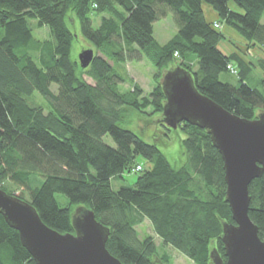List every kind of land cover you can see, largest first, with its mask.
I'll return each mask as SVG.
<instances>
[{
	"label": "trees",
	"instance_id": "16d2710c",
	"mask_svg": "<svg viewBox=\"0 0 264 264\" xmlns=\"http://www.w3.org/2000/svg\"><path fill=\"white\" fill-rule=\"evenodd\" d=\"M205 4L248 48L264 51V0H0V187L30 201L43 221L62 233L74 231L77 207L92 209L110 228L107 248L122 264L170 262L168 254L161 257L154 236L140 237L137 227L146 220L165 245L196 264H213V250L226 261L223 223L234 221L223 158L207 129L188 122L172 129L164 123L162 78L181 66L192 72L201 93L254 119L264 112V56L249 63L224 53L219 45L226 35L207 20ZM168 9L179 31L161 44L154 24ZM105 13L110 16L95 28L92 14ZM32 21L47 26L53 39H37ZM79 37L104 54H95L87 68L73 56ZM137 50L157 68L150 93L134 80L132 90L120 89L127 81L121 67ZM250 67L260 68L263 77ZM235 68L237 84L222 80ZM35 92L47 105L36 101ZM135 113L161 115L156 122L166 137L182 132L180 165L132 128ZM107 135L115 145L106 142ZM139 156L150 167L139 172L133 186L114 189L112 179L136 172ZM34 175L43 178L42 185L34 186ZM249 190V215L264 240V174ZM59 193L69 199L66 206L57 200ZM0 264H36L1 213Z\"/></svg>",
	"mask_w": 264,
	"mask_h": 264
},
{
	"label": "water",
	"instance_id": "95a60500",
	"mask_svg": "<svg viewBox=\"0 0 264 264\" xmlns=\"http://www.w3.org/2000/svg\"><path fill=\"white\" fill-rule=\"evenodd\" d=\"M94 57L93 48L83 50L79 55L82 68ZM162 87L164 123L172 129L182 122L207 129L224 161L234 222L223 223L227 260L213 250V264H264V240L249 215L250 184L264 174V112L248 119L227 110L201 93L192 72L181 66L165 72ZM0 213L19 231L36 264H122L107 248L110 228L86 206L77 207L73 214L74 231L62 233L47 225L30 201L0 187Z\"/></svg>",
	"mask_w": 264,
	"mask_h": 264
},
{
	"label": "rangeland",
	"instance_id": "374dc122",
	"mask_svg": "<svg viewBox=\"0 0 264 264\" xmlns=\"http://www.w3.org/2000/svg\"><path fill=\"white\" fill-rule=\"evenodd\" d=\"M207 8H212L210 5L205 4ZM110 16L109 13H105L102 15L92 14L93 19V26L98 28L101 25L102 17ZM264 22V17H263ZM218 23V22H217ZM220 27L219 29L223 31H228L229 33H234V37L232 34L230 36L226 35L223 41L220 43L221 47L227 48L231 52V54L236 53L239 57L244 58L246 62L257 61L261 57L264 56V51L262 47H251L248 48L246 45V40L232 27H229L224 22H219ZM31 25L33 27L34 36L40 40H52L53 37L51 32L47 26L39 27L37 25V21H32ZM154 35L156 39L161 43L165 44L170 41L179 31V26L176 20V16L174 11L171 9L167 10L165 16H161L154 24ZM237 37H242V41L239 40ZM245 40V42H244ZM88 48H93L95 50V54L99 56H104L103 53L97 51L90 43H88L82 37H79L78 40L75 42L74 49H73V56L77 57L79 60L80 53ZM131 57H127L128 60L122 65L121 70L122 72L126 73L127 81L120 84V89L122 91H129L132 90L133 86L130 80L136 81L140 84L146 93H150L156 85L154 76L157 73V68L153 64V62L140 51H134L133 53L128 54ZM110 63H113L110 61ZM252 72L258 77L262 78L263 73L260 68L258 67H250ZM239 71L235 68V72H232V75L224 74L222 76V80L229 81L232 83L237 84ZM85 78L94 83V81L88 77L87 75ZM53 90H58L57 84L52 85ZM37 102L47 105V100L39 93L35 92L34 95ZM262 112L260 111L259 114ZM161 118V115H155L150 118H146L143 116H139L138 114H133L131 117L132 120V128L142 134L148 141L153 142L156 141L159 143L160 148L162 151L169 157L172 163L176 165H180L182 163V132L179 130H173L170 133V137H166L164 131L165 129L160 125V123L156 122ZM106 142L109 144L115 145L114 140L111 136H105ZM137 161L140 165H137L136 172H125L124 178L118 177L112 179V185L114 189H119L122 185H131L133 186L138 178L139 172L143 170V168L150 167V163L142 156L137 158ZM33 183L34 186H40L43 183V178L40 176H33ZM8 184V183H6ZM11 190L16 189V187L12 184L8 185ZM57 200L62 206H66L69 203V199L64 194H57ZM138 232L141 238H145L148 236H154L155 240L159 246V252L161 257L164 254H168L170 258L169 263L165 264H196L192 259L184 255L178 249L174 248L170 245H165L160 238H158L151 226L149 220H146L138 227ZM164 264V263H163Z\"/></svg>",
	"mask_w": 264,
	"mask_h": 264
},
{
	"label": "crops",
	"instance_id": "0c3cea01",
	"mask_svg": "<svg viewBox=\"0 0 264 264\" xmlns=\"http://www.w3.org/2000/svg\"><path fill=\"white\" fill-rule=\"evenodd\" d=\"M204 9H205V14H206V18H207V20L208 21H210V22H220L219 21V15L217 14V12H215L214 10H213V8H207L205 5H204ZM226 29L224 28L223 29V32L226 34V35H228V36H230V34H232V32H228V31H225ZM233 35V37H234V33L232 34ZM237 38H239V40H241L242 41V37H237ZM244 42H245V40H244ZM246 43V42H245ZM220 46V45H219ZM220 48H221V50L224 52V53H226V54H231V52H233L232 50L231 51H229L227 48H225V47H221L220 46Z\"/></svg>",
	"mask_w": 264,
	"mask_h": 264
},
{
	"label": "built area",
	"instance_id": "2783aa9c",
	"mask_svg": "<svg viewBox=\"0 0 264 264\" xmlns=\"http://www.w3.org/2000/svg\"><path fill=\"white\" fill-rule=\"evenodd\" d=\"M215 27H216V28H219V27H220V23H217V22H216V23H215Z\"/></svg>",
	"mask_w": 264,
	"mask_h": 264
}]
</instances>
